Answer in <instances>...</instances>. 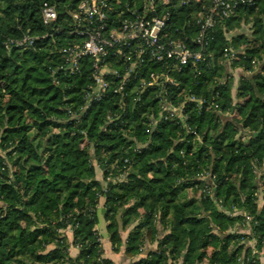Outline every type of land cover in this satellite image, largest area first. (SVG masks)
Masks as SVG:
<instances>
[{
	"label": "trees",
	"instance_id": "obj_1",
	"mask_svg": "<svg viewBox=\"0 0 264 264\" xmlns=\"http://www.w3.org/2000/svg\"><path fill=\"white\" fill-rule=\"evenodd\" d=\"M81 1L0 0V264H114L94 230L103 195L114 251L142 254L130 264H262L253 250L264 253V0L210 28L204 57L177 75L172 93L206 102H167L183 104L170 120L164 102H86L90 64L68 75L61 52L77 42L67 31ZM136 1L115 0L114 16L142 13ZM44 2L58 12L50 24ZM210 7L171 0L169 37L196 35ZM25 36L32 43L17 46ZM252 42L228 65L231 46ZM231 65L242 68L236 90ZM241 212L253 217L250 234Z\"/></svg>",
	"mask_w": 264,
	"mask_h": 264
},
{
	"label": "built area",
	"instance_id": "obj_2",
	"mask_svg": "<svg viewBox=\"0 0 264 264\" xmlns=\"http://www.w3.org/2000/svg\"><path fill=\"white\" fill-rule=\"evenodd\" d=\"M136 2H143L142 13L131 10L116 18L115 0H82L70 13L73 23L67 34L75 35L77 42L61 49L62 69L77 76L89 62L86 102H103L109 96H117L116 102H164V120L181 118L178 106L167 102L206 100L187 94L176 100L172 93L180 86L177 75L204 57L210 28L249 0H211L208 12L196 20V35L184 40L169 37L172 20L166 9L171 0ZM41 13L45 24L58 19L56 7L48 2L43 3ZM27 41L32 43V37L25 36L16 45Z\"/></svg>",
	"mask_w": 264,
	"mask_h": 264
},
{
	"label": "rangeland",
	"instance_id": "obj_3",
	"mask_svg": "<svg viewBox=\"0 0 264 264\" xmlns=\"http://www.w3.org/2000/svg\"><path fill=\"white\" fill-rule=\"evenodd\" d=\"M248 27L250 28L249 25H248ZM246 32H247L246 35L250 38L251 37L252 30L248 29V31H246ZM191 36H193V35H191ZM249 47L255 48V47H258V44H255L254 42H252V43H243V44H240L238 47L237 46H231L230 47V53H231L230 54V61H228V65L233 64V62H234L233 60L236 59V58H238V55L240 56V54H245L246 53V49L249 48ZM232 54H234V56H232ZM256 65L257 64H254V68H256ZM228 71H229L230 78H232V86H233L234 90H236L240 86V79H241L240 76H241L242 68H240V67H236L235 68L234 66L231 65V67L228 68ZM178 90H179V87L177 88V91ZM180 96L181 95H179L178 98ZM172 105H174V104H172ZM182 105H175V106H178L177 108H179V110H181V111H179L177 113L180 116L183 113L182 112ZM162 119H164V115H162ZM246 140H249V138L247 136H246ZM91 158H92V161L94 163H96L93 152L91 153ZM263 169H264V166H263ZM96 171H97L96 172V177L101 182V186L103 188L107 189L108 182L103 179L102 171L99 168H96ZM263 172H264V170H263ZM258 196L260 198V203L261 204H264V199H263L264 198V186H262V188L259 190ZM105 204H106V197L103 195V196H101L99 198V202H98V205H97V216H98V220L99 221L97 222V224L94 227V230L96 231V234L99 235V237H100L99 238V241H100L101 246H102V249H103V256L104 257H105V253L107 254V252H109V253L111 251L115 252L114 251V248H113V245H112V242L110 241L109 232L107 230V225H108L109 221H107L105 219V211H103V210H105L104 209L105 208ZM122 210L123 209H121L120 212H119V214L117 215V221H118V226L120 228V236H122V238L125 239L126 236H127L128 230H125L124 228L121 227L122 226V218H121L122 217ZM233 210L235 211L237 209L234 208ZM241 213H243V215L245 216L244 217V223H245L244 226L246 227V229L243 232L244 233H247V234H250L251 233V229H250L251 228V222L253 221V217H251L249 214H247L245 212H241ZM246 215L250 216V219L246 218ZM104 226H106V230H105V227ZM100 229L102 230V232L99 231ZM64 233L66 234L67 237H68V234L69 233L73 235L72 230L69 229V228L66 229L64 231ZM147 245L149 246L148 248H154L156 246V244L155 245H151V244L149 245V244H147ZM71 247H72V245L69 248V253L71 251ZM253 251H254V254L258 255V258L261 261L264 260L263 259V253H258L256 250H253ZM119 252L120 253H122V252L124 253L123 246L121 247V249H120ZM119 252H116V253H119ZM141 256H142V254L139 255L138 257H141ZM138 257H135V258L137 259ZM71 259L73 260L74 258L71 257Z\"/></svg>",
	"mask_w": 264,
	"mask_h": 264
},
{
	"label": "crops",
	"instance_id": "obj_4",
	"mask_svg": "<svg viewBox=\"0 0 264 264\" xmlns=\"http://www.w3.org/2000/svg\"><path fill=\"white\" fill-rule=\"evenodd\" d=\"M104 227H105V230H106V226H104ZM99 231L102 232L101 229ZM68 239H69V242L71 243L72 242V239H73V235L69 233L68 234ZM78 254H79L78 248H76V247H74L72 245L71 251H70V256L72 258H75V257L78 256ZM105 257L111 259L114 262V264H130L131 260H133V261L136 260V259H125L123 252L122 253H120V252L119 253H116V252H113V251H111L110 253L107 252V254L105 253ZM138 258H140V257H138ZM263 259H264V253H263ZM262 264H264V260L262 261Z\"/></svg>",
	"mask_w": 264,
	"mask_h": 264
}]
</instances>
